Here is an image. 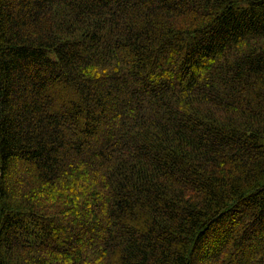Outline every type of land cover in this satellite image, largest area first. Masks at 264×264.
Instances as JSON below:
<instances>
[{
  "label": "trees",
  "instance_id": "16d2710c",
  "mask_svg": "<svg viewBox=\"0 0 264 264\" xmlns=\"http://www.w3.org/2000/svg\"><path fill=\"white\" fill-rule=\"evenodd\" d=\"M0 264H264V0H0Z\"/></svg>",
  "mask_w": 264,
  "mask_h": 264
}]
</instances>
